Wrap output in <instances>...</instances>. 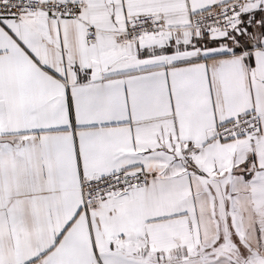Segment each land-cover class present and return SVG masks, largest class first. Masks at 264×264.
<instances>
[{
    "label": "snow or ice",
    "instance_id": "obj_1",
    "mask_svg": "<svg viewBox=\"0 0 264 264\" xmlns=\"http://www.w3.org/2000/svg\"><path fill=\"white\" fill-rule=\"evenodd\" d=\"M0 264H264V0H0Z\"/></svg>",
    "mask_w": 264,
    "mask_h": 264
}]
</instances>
